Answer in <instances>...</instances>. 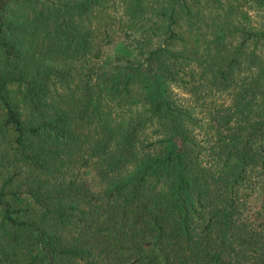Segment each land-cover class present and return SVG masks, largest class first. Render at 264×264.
I'll return each mask as SVG.
<instances>
[{
    "label": "trees",
    "instance_id": "1",
    "mask_svg": "<svg viewBox=\"0 0 264 264\" xmlns=\"http://www.w3.org/2000/svg\"><path fill=\"white\" fill-rule=\"evenodd\" d=\"M0 264H264V0H0Z\"/></svg>",
    "mask_w": 264,
    "mask_h": 264
},
{
    "label": "rangeland",
    "instance_id": "2",
    "mask_svg": "<svg viewBox=\"0 0 264 264\" xmlns=\"http://www.w3.org/2000/svg\"><path fill=\"white\" fill-rule=\"evenodd\" d=\"M248 12H249V16H250V19H251L252 23H255V24L260 23L262 18L260 17L258 12H255V10L250 9V8L248 9ZM175 90L181 96L186 94L184 91H182L180 89H175ZM147 131H148V129H147Z\"/></svg>",
    "mask_w": 264,
    "mask_h": 264
}]
</instances>
